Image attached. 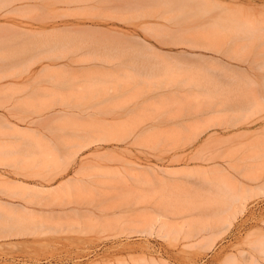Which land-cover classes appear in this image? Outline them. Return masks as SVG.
<instances>
[{
	"label": "rangeland",
	"instance_id": "obj_1",
	"mask_svg": "<svg viewBox=\"0 0 264 264\" xmlns=\"http://www.w3.org/2000/svg\"><path fill=\"white\" fill-rule=\"evenodd\" d=\"M0 2V216L16 223L0 218V264H247L264 230V0ZM189 225L215 229L214 249Z\"/></svg>",
	"mask_w": 264,
	"mask_h": 264
},
{
	"label": "bare ground",
	"instance_id": "obj_2",
	"mask_svg": "<svg viewBox=\"0 0 264 264\" xmlns=\"http://www.w3.org/2000/svg\"><path fill=\"white\" fill-rule=\"evenodd\" d=\"M0 3H1L0 5H2V2H0ZM173 4H179V6L182 7V8H184V7L193 8L194 7V6L190 5L187 2V0H173ZM4 5H5V3H4ZM54 36H55V34H54ZM58 36H59V34H58ZM48 41H49V39H47V43H48ZM50 41H51V39H50ZM58 41H59V39L57 38V42ZM57 42H56V45L58 44V46H59V43H61V42H58V43ZM63 42H65V41H63ZM44 43L47 44L46 42H44ZM51 43H53V41H51ZM48 44H50V43H48ZM61 44H63V43H61ZM62 46L63 45H61V47L60 46L59 47L62 48ZM21 52L23 53V51H21ZM17 54H18V52H17ZM20 56H21V54H20ZM3 59L5 60V58H3ZM2 62H3V60H2ZM239 109H240V107H239ZM243 109L244 108H242V110ZM240 111H241V109H240ZM240 111H239V113H240ZM241 113H242V111H241ZM260 166H261V164H260ZM261 170H262V168H261ZM260 174H261V172H260ZM260 174L258 176L259 178L264 175V174L263 175H260ZM257 189H258V193L261 196H264V184H263V186H258ZM262 201L264 202V199H262ZM233 203L231 205H229V207H227L226 209H224L222 216H220L218 218V220H217V225L218 224L222 225V227H221L222 230L219 232L220 235H221V233L223 231L229 230L233 226L234 222L237 221V218H238L237 216L240 215V214H242L246 210V205H245V202L242 200V198H239V197L235 198V200H234ZM5 215H7V217L9 216L8 214H4L3 213L2 216H0V218L3 217L2 219H4ZM256 217H258V216H256ZM2 219H1L2 223L6 224V225H13V226L16 225V223H14L13 221H7V222H5L7 219L6 220L4 219V221ZM8 220H11V219H8ZM12 220H13V218H12ZM164 220L165 219L159 221V228H158L159 229L158 232L160 234H162V237L163 238H165V239H171V238H174V237H177L178 238V236L181 233L184 232L183 231L184 226H182V225L181 226L180 225L178 226V224L177 225L176 224H171V223H169L167 221H164ZM194 221H195V219H194ZM261 223L264 226V215L261 217ZM189 227L190 228H189L188 232L185 234L186 235L185 238H184L185 240L186 239H198V243H196V244L202 246L203 248L209 249V250H213L214 249L215 243H216L215 241L218 238L217 237L218 233H216V230L215 229L211 228L209 230V232L204 233L206 231V229L204 227H202V229H200L198 231L193 230L191 228L192 225H189ZM22 231H24V230H22ZM245 243H247V245L250 247L249 248L250 250L249 251L248 250H244L240 254L242 256L243 255H247L246 256L247 257V264H264V230H263V227H261V229H259V230H254V231L250 232L247 235V237L245 238ZM166 260H168V259H166ZM165 263H167V261ZM153 264H158V263L153 262ZM224 264H240V262H239V259H238V257L236 255H229V256L226 257V259L224 261Z\"/></svg>",
	"mask_w": 264,
	"mask_h": 264
}]
</instances>
